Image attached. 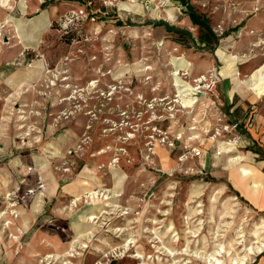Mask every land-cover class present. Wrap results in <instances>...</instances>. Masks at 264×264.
<instances>
[{"label": "rangeland", "instance_id": "obj_1", "mask_svg": "<svg viewBox=\"0 0 264 264\" xmlns=\"http://www.w3.org/2000/svg\"><path fill=\"white\" fill-rule=\"evenodd\" d=\"M0 264H264V0H0Z\"/></svg>", "mask_w": 264, "mask_h": 264}, {"label": "built area", "instance_id": "obj_2", "mask_svg": "<svg viewBox=\"0 0 264 264\" xmlns=\"http://www.w3.org/2000/svg\"><path fill=\"white\" fill-rule=\"evenodd\" d=\"M217 74L214 70L207 72L206 74H201L192 80V86L187 85V89H184L182 84H176L175 89L177 91L176 98L182 102L180 104L181 108L193 110L195 103L199 100L206 98V95L213 91ZM175 101V100H174ZM176 102V101H175ZM196 131V129H191ZM195 155H199V150H193Z\"/></svg>", "mask_w": 264, "mask_h": 264}, {"label": "crops", "instance_id": "obj_3", "mask_svg": "<svg viewBox=\"0 0 264 264\" xmlns=\"http://www.w3.org/2000/svg\"><path fill=\"white\" fill-rule=\"evenodd\" d=\"M217 58L224 63V67L222 69L226 68V71L224 73H222V71H220V79L221 80L219 81L218 84H220L222 81H225V82L227 81L228 84L231 85L230 89L226 91L227 103L231 104L233 96H234L233 95L234 91L232 90V88H233V77L235 76L233 74V69L234 68H235V70H237V69H236L235 64H232V61H228L229 63L227 64L228 59H226L224 56H217ZM236 76H237V73H236Z\"/></svg>", "mask_w": 264, "mask_h": 264}, {"label": "bare ground", "instance_id": "obj_4", "mask_svg": "<svg viewBox=\"0 0 264 264\" xmlns=\"http://www.w3.org/2000/svg\"><path fill=\"white\" fill-rule=\"evenodd\" d=\"M8 201H12V200H9V199H8ZM10 203H11V202H10ZM14 206H16V205L10 206V208H12V207H14ZM261 247H262V246H261Z\"/></svg>", "mask_w": 264, "mask_h": 264}]
</instances>
